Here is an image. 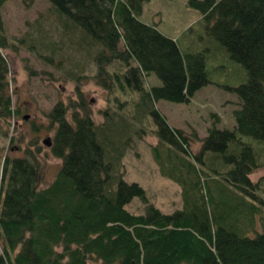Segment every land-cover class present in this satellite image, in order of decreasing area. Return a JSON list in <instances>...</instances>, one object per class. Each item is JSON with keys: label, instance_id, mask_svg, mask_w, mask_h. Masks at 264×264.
I'll list each match as a JSON object with an SVG mask.
<instances>
[{"label": "trees", "instance_id": "16d2710c", "mask_svg": "<svg viewBox=\"0 0 264 264\" xmlns=\"http://www.w3.org/2000/svg\"><path fill=\"white\" fill-rule=\"evenodd\" d=\"M47 1L64 19L66 33L86 50L97 48L95 78L105 89L108 67L123 65V81L140 97L137 108L167 146L165 162L156 147L154 157L163 176L181 186L183 208L162 213L139 184L124 180L125 150L142 133L139 110L129 122L121 116L96 125L86 105L69 120L59 104L49 117L56 125L51 151L62 166L49 187H39L35 158H2L0 150V264H264V231L250 236L242 222L252 226L264 209L258 193L264 177L250 179L263 163L242 139L264 142V0L188 2L248 73L246 83L233 89L240 102L234 130L212 127L198 153L191 150L193 136L171 127L155 103L187 104L209 84L203 55H183L174 40L139 21L148 0ZM5 2L0 0V49L6 47ZM6 74L0 63L4 119L12 114ZM150 75L161 86L147 90L143 77ZM135 198L145 204L143 214L127 210Z\"/></svg>", "mask_w": 264, "mask_h": 264}, {"label": "rangeland", "instance_id": "374dc122", "mask_svg": "<svg viewBox=\"0 0 264 264\" xmlns=\"http://www.w3.org/2000/svg\"><path fill=\"white\" fill-rule=\"evenodd\" d=\"M188 2L148 0L142 4L137 18L174 40L183 55H203L209 84L187 104L155 103L171 127L193 136L191 150L198 153L201 141L212 127L234 130V111L239 109L240 102L233 89L246 83L248 73L230 59L226 49L211 35L202 14ZM1 19L6 47L0 49V63L7 69L5 95L12 110L10 117L0 118L2 158H35L40 164L39 187L45 189L55 181L62 166L51 151L52 145L44 143L47 139L53 143L56 125L49 114L57 105L67 108L69 120L78 105H86L96 125L114 123L121 116L129 122L139 110L137 125L142 133L134 135L132 148L125 150L121 169L124 180L139 184L146 192L147 202L162 213L181 210L182 188L163 176L153 153L156 147L165 162L167 146L158 139L152 119L137 108L140 97L123 81V65L115 62L108 67L110 85L105 89L95 78L97 48L86 50L75 34L66 33L64 19L47 0H6ZM116 73L119 80L113 76ZM143 82L147 90L162 84L155 75L144 76ZM242 139L254 147L263 163L250 176L251 181L257 182L264 177V142ZM261 187L258 193L264 198V182ZM126 208L133 214H143L145 204L135 198ZM242 222L250 236L263 232L264 209L255 215L252 226L246 227L244 219Z\"/></svg>", "mask_w": 264, "mask_h": 264}, {"label": "water", "instance_id": "95a60500", "mask_svg": "<svg viewBox=\"0 0 264 264\" xmlns=\"http://www.w3.org/2000/svg\"><path fill=\"white\" fill-rule=\"evenodd\" d=\"M26 118H27V117H25V119H26ZM44 143H45L48 147H51V145H52V142H51L50 139L45 140Z\"/></svg>", "mask_w": 264, "mask_h": 264}]
</instances>
